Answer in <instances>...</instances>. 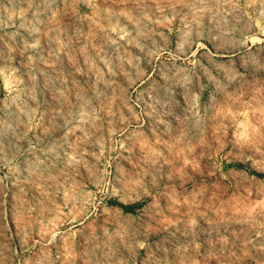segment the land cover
<instances>
[{
    "label": "rangeland",
    "instance_id": "rangeland-1",
    "mask_svg": "<svg viewBox=\"0 0 264 264\" xmlns=\"http://www.w3.org/2000/svg\"><path fill=\"white\" fill-rule=\"evenodd\" d=\"M0 264H264V0H0Z\"/></svg>",
    "mask_w": 264,
    "mask_h": 264
},
{
    "label": "bare ground",
    "instance_id": "bare-ground-1",
    "mask_svg": "<svg viewBox=\"0 0 264 264\" xmlns=\"http://www.w3.org/2000/svg\"><path fill=\"white\" fill-rule=\"evenodd\" d=\"M204 45V44H203ZM218 49V48H217ZM247 49V48H246ZM215 50V49H214ZM226 50V49H225ZM237 50L238 49H234V50H232V51H230V53H232V54H235V53H237ZM242 50V49H241ZM217 51V50H216ZM239 51V50H238ZM216 53V52H215ZM242 53V52H241ZM245 53V52H244ZM240 54V53H239ZM218 55V54H217ZM241 55V54H240ZM234 56V55H233ZM237 58V57H236ZM245 58V57H244ZM233 60V59H232ZM236 60V59H235ZM238 165V164H237ZM244 167V166H243ZM245 168V167H244Z\"/></svg>",
    "mask_w": 264,
    "mask_h": 264
}]
</instances>
